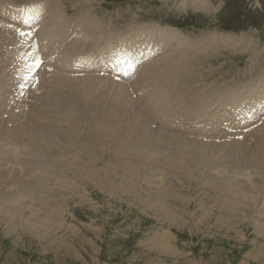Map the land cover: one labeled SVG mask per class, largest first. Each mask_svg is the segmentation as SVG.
I'll return each instance as SVG.
<instances>
[{"label":"rangeland","instance_id":"1","mask_svg":"<svg viewBox=\"0 0 264 264\" xmlns=\"http://www.w3.org/2000/svg\"><path fill=\"white\" fill-rule=\"evenodd\" d=\"M46 1L48 11H50L53 2L52 0ZM68 1H72L74 4L69 5ZM180 1L65 0L64 7H66L68 15L65 26L69 23L70 25L63 31L61 37H66L68 40L73 31H77L78 37L86 35L83 29L74 28V24L81 20L76 16H69V14L80 13L88 14V19L94 25L96 16H99L98 19L102 22L112 21V28H110L112 36L125 32L128 34L130 31L138 32L142 27L153 28L169 25L180 29L190 40L201 39L204 41L208 34L212 35L217 32V34H231L233 37L235 35L234 38H243L244 48L240 51L232 48H219L217 51L212 49V52L209 49L205 54V51L202 50L200 59L196 62L198 68L197 66L195 67L197 69L194 68L193 74L186 81H184V77H177L178 87L183 86L181 89L189 98V101L186 102L196 103L197 107L206 106L200 115L194 114V116L189 113L190 117L197 118V121L189 120V128L198 132L194 130L195 126L201 129L199 133L204 134L205 126L200 127V123L215 122L218 120L220 112L223 111L227 120V107H238L235 106V103L243 102L242 99L235 102L227 101L222 109H218L227 96L233 95L238 88L257 83L264 84V0H234L232 2L230 0H205L210 3L209 8H212L210 12L196 10L191 6L183 7ZM30 2L43 5L42 0L28 1V3ZM44 19L43 23H40L42 26L45 23ZM131 22L133 23L131 24ZM16 27L20 28L21 25L16 24ZM14 36H16L15 33ZM33 36L32 40L21 48L25 53L32 49L31 46L28 47L31 43H35L40 51H47L49 47L57 51L63 48V52L59 51L61 53L58 62H67L68 64L69 60L82 50L87 52L103 51V54L107 47L104 41H100L94 36H91L93 40L89 39L87 47L78 37L71 41L68 40L67 44L71 45L69 48L67 45L60 44V41L52 46H47V38L41 39L36 36V33ZM154 38L155 36L150 39ZM11 41L14 42L13 39ZM162 42L165 45L164 39ZM116 43L114 40L113 44ZM186 45L185 47L190 46ZM251 49H256L257 52ZM46 54L49 55V53ZM201 55L206 59L201 58ZM98 60L100 61L101 57ZM172 72L169 71L165 74L166 71H163L162 77L168 78ZM0 80L1 89V75ZM85 84L98 98H103L104 90L108 89L102 82L94 78H90ZM188 87H191V90H188ZM221 87L225 88L227 93L220 91ZM79 91H81V85L75 84V82L66 88V92L70 93ZM66 92L64 96L53 91L52 100L58 105L55 107V111L59 112V109L66 104V100L70 101L72 96ZM261 93L264 91L258 94ZM144 116L147 120L151 119L150 115ZM104 119L108 122V118ZM191 121L194 122L190 123ZM116 122L121 123V120H109V123ZM218 125H222V123L217 122L213 126ZM158 131L162 134H172L174 137L171 136L178 139L180 143L186 139L187 142H184L187 145L186 143H181L180 147L174 144L169 145L161 157V161H155L156 159L153 158L152 161L147 162L145 159L137 158L136 155L132 159L127 157L124 159L122 156H126L127 149L132 147L129 144L123 145V142H118L123 145L120 147L119 144H114L115 141L111 144L108 141L109 138L101 137L100 140L98 139L99 141L96 138L95 142L97 143L94 142L95 144L92 142L89 146L79 145L77 147L80 149L79 156H76L79 158L78 160L70 158L73 156L70 150L67 151L68 160L66 157L58 159L62 162L64 176L62 180H56L65 183L67 189L59 191L54 189L53 195L48 197L49 203L41 195L44 194L45 188L49 187L46 185H51L48 180L42 184L43 189L42 187L38 189L40 194L38 199L34 196H31L32 199L27 198L29 190L23 186V192L25 191L26 194L23 193L20 199L23 203H29L24 208L20 206V201L9 205V195L4 196V192H0V264H264V174L257 172L256 166L234 171L231 163V166H228V163L224 162V158L216 157V153H213L216 147L200 145L196 143V138L188 137L189 135L187 136V133L183 131L168 130L165 126L159 128ZM3 132L4 129L1 133L3 134ZM224 135L228 136L229 134L224 133ZM176 136L183 137V140ZM205 136L206 134H204V139ZM245 137H247L246 133ZM193 138L196 140L194 141ZM16 141L19 143L14 142L13 144L16 145H11V147L10 144L0 143V159L3 160L5 156V153L2 156V151L9 147L14 148L13 150L17 149L16 151L19 153L20 148L18 149V147L27 148L28 144L25 139ZM188 141H192V144ZM254 143L251 141L249 142L250 146H245L251 149L252 145L258 147L259 144L255 143V145ZM50 144L54 146L53 149L58 148L55 143ZM193 145L205 148L202 151L205 152L206 158L200 159L201 163L197 159L198 156L194 154L196 151L192 148ZM219 145H222L224 151H227V148H234L232 146L224 147L227 144H223V142H219ZM16 146L18 147L16 148ZM176 147L187 152H185L182 161L190 155L188 160L183 162L184 166L180 163V167L183 166L180 169L178 165L176 168L173 158H169L173 157ZM208 147L210 149H207ZM257 147L253 149H257ZM24 149L23 151L26 150ZM39 149L46 151L43 147H39ZM116 149H120V151L116 152ZM251 149L246 148L244 151ZM209 150L211 151L208 152ZM19 153H15L14 156ZM6 154L9 156L8 153ZM56 155L57 153L53 157ZM167 157L170 159L168 162L166 161ZM16 158L18 160V156ZM218 158L219 160H217ZM192 159L194 162H189ZM221 161L224 162V165ZM171 162L173 163L171 164ZM21 163L24 167L23 161ZM106 171L110 174L108 175ZM48 172L50 173L49 170ZM223 172L225 175L221 174L223 176L220 179L218 173ZM215 174L216 176H211ZM69 175L70 178L67 177ZM240 175L245 177L242 178ZM102 182L104 183L102 184ZM106 186V189H102ZM238 187L243 189L240 191ZM104 190H109V193ZM243 190L244 192H242ZM160 191L162 192L160 193ZM24 195H27L26 199ZM34 198L37 201H34ZM59 198H63L64 202L62 203Z\"/></svg>","mask_w":264,"mask_h":264},{"label":"bare ground","instance_id":"2","mask_svg":"<svg viewBox=\"0 0 264 264\" xmlns=\"http://www.w3.org/2000/svg\"><path fill=\"white\" fill-rule=\"evenodd\" d=\"M64 1L65 0H52L53 3L51 5L50 11H48V16L46 17L44 16L45 19L43 18L45 23L43 24V26L41 25L42 27L40 28V30L36 32L37 37H40L41 39L42 38L48 39L47 46L49 45L52 46L54 43H57L58 41H60L61 42L60 44L62 45H67L68 48L71 46L70 44H67L68 40L66 37H61L63 31L66 30L67 29L66 27L70 25L69 23L68 25L65 26V22L67 21L68 15H67L66 7H64V3H65ZM180 2H181L180 3L181 6L183 7L191 6L196 10L200 9V10L210 12V9H212V8H209L210 3L206 2L205 0H181ZM67 3L69 5L74 4L72 1H68ZM3 5H4L3 0H0V17L2 16V9L4 7ZM33 5H35L36 6L35 8L38 10H44L45 8L44 5H38V4H33ZM96 17H97L96 23L94 22L95 26L96 28H99V29L102 28V34L100 33L96 34L94 31V28L89 26L87 23L83 21L75 23L74 28L75 29L81 28L83 29L84 32H86V35H81L78 37V39L82 43H84L86 47L88 46L89 39L90 41L93 40L91 39V36H94L96 39L98 40L100 39V41H104L107 44L106 52L100 55L101 60H104L107 57V50L111 48L110 45L113 44L114 40L118 42V39L126 38L123 40L130 41V39H137V37H142L143 39H145L151 35V36H155L156 40L159 43L162 42L163 39L166 41L164 45V48L166 49L165 52L161 54L160 56L156 57L155 59H153L152 61L145 63L142 66V68L138 71L136 75V80L137 79L138 80L135 82H129V83L121 82L120 83V82L113 81L109 77L89 73L88 75L90 77L102 82L104 86L108 87L107 90H104L103 98L101 97L98 98V96L92 94V92L90 91V87L88 88L81 87V91L77 93L66 92V88L70 87L72 83L74 82L75 84H77L78 81L83 79L84 77H70L69 72H68L69 64L67 62H58L60 59L59 58L60 56L56 58L55 63H54L57 65L58 70H56L49 76L48 75L44 76L41 82L40 88L30 96L31 100L24 98L16 90V86L14 82V76L16 72L15 69L8 67L11 64L12 65L14 64L13 63L14 59L12 60V63H11L9 50L7 49L6 52L2 51V46L4 44V38L7 36L8 31L5 28L0 27V75L2 77V85L0 89V143L3 145L10 144V145L15 146L16 144L19 143V142L17 143L16 140L25 139L27 141L26 144H28L27 148H25L26 150L23 148L25 151H24L23 159L21 160L23 161V165L25 168H23L22 164L16 160L17 159L16 156L18 154L14 156L15 153H19L16 151L17 150L16 148L19 145L16 146L15 148L16 150H13L14 149L13 148L9 151L8 149L11 146L9 145L10 147L7 148V146L5 145V148L7 149H5V151H2L3 153L1 152L2 156L4 155V153H5V156L3 157L4 158L3 160L0 159V192H4V196L9 195V198H8V201H10L9 205H11L12 203H15L16 201H20V204H21L20 206L24 208V206L26 207L29 204L26 201H25L26 203H23L20 199L22 198V195L25 192V191L23 192V186L25 188L26 187L28 188L29 190L28 194L30 196V197L29 196L27 197L28 194L26 196L24 195L25 199L26 197L31 198V196H34L36 199H38L40 197L38 189H40V187H42V184L48 180V182H50L51 185L47 184L46 186H49V187H46L44 194H41L42 197L47 202H48V197H51L53 195L52 191L54 189H58V191L61 189H67V185L61 182L64 176V171L62 169V162H60L58 159L62 157H66L68 154L67 151L70 150L71 154L73 155L70 158L72 159L75 158L76 160H78L79 158H76V156H79L80 149H77V147L79 145L89 146V144H91L92 142L93 143L95 142L96 138L98 140L101 137H106V138H109L108 141H110V143L115 141L116 143L114 142L113 143L117 145L119 144L118 142H123V145L125 144L131 145L132 147L130 146L131 148L129 147L130 148L129 150L128 149L127 151L125 150L127 152L126 156H122L120 154L123 158L127 157L128 159H132L133 157L137 156V158L139 157V158L145 159V161L147 162L152 161L153 158L156 159L155 161H158V160L161 161V157L163 156V154H165V152L167 151L166 149H168L169 145L174 144L175 146L180 147L182 142L180 143L178 139H174L173 138L174 136L172 134L171 135L173 137L171 135H168L167 133H164V134L160 133L158 129L164 126V122L166 121H169L168 122L169 125H167L168 126L167 129L170 128L173 124L179 122L181 118H182V121H184L186 115L187 114L188 116L190 115L189 113H192L193 115L194 114L200 115L202 111L204 110V108L206 107V106L197 107L196 103L191 104V101L186 102L189 98L186 97L184 93L185 91L182 90L183 86L181 87L182 89L178 87L179 84L177 82L178 81L177 77H182V78L184 77L185 78L184 81H186L193 74V70L198 68L197 66L198 63L196 62L199 61L200 52L202 50L205 51L204 52L205 54H206V51L208 52L209 49H211V52H212V49L214 51H217L219 48H224V49L232 48L233 50L240 51L244 48V43H245L243 38H234L235 35L233 37L231 36V34H225V35L217 34L218 32L213 34L212 36H207L206 40L204 41H202L201 39L190 40L186 34L181 32L180 29L169 26V25L156 26L153 28L143 27L141 31H138V32L130 31V33L128 34H126L125 32L124 36L115 37V34L114 36L111 35L110 27H108L112 25V21H110L109 23L102 22L98 19L99 16H96ZM132 23L133 22H131V24ZM12 39L14 42L11 41V44L14 45V51H18L17 44H16L18 43V41L16 40V36H14V32H11V40ZM38 39H36V41ZM31 40L32 38L29 39V41ZM27 42H26V45H27ZM186 44L187 45L189 44L190 46L185 47ZM208 45H211L216 48H212ZM24 47H25V44H24ZM152 48H156V46L152 44ZM61 50L63 52V48ZM252 51L257 52L256 49H253ZM214 53H217V52H214ZM253 54H256V53H253ZM202 55H201V58L203 57ZM44 58L48 59L49 55L45 53ZM203 58L206 59V57H203ZM93 61H94V65L98 64L96 63L95 59H93ZM202 63H205V62H202ZM199 65L201 66V64ZM196 66L197 68H195ZM163 71H166L165 74L169 73V71H173V72L168 75L169 76L168 78L166 77L163 78L162 77V75L164 74V73L162 74ZM196 71L199 72L198 70ZM189 83L191 82L189 81ZM91 88H95V87H91ZM195 88L198 89V87H195ZM187 89L191 90V87H188ZM205 89H202V90H205ZM9 90H10V94L7 95ZM53 91L59 92L61 95H64L66 92L72 96L70 101L66 100V104L61 109H59V112L55 111V107L58 105L56 104V102L54 103L52 100ZM261 91H264V84H259V83L248 85L244 88H238L234 92L233 95L227 96L224 100L223 98H221L223 102L219 105L218 109H222L226 105L227 101L235 102L238 99H240V101L242 99V101L244 102L245 100H250L254 98V96H256ZM204 92L206 93L207 90ZM237 103H235V106L242 105L241 102L239 104ZM23 111H26V118L22 119L21 121H18L20 119L19 113ZM223 112H220V116L218 120H216L213 123H207V122L200 123V124H205L204 134H206V136H205V139L199 138L196 140L193 138L194 141L196 140V143L200 145L211 146V148L216 147V150L212 152L214 154L216 153L217 155L216 157H219L221 159L224 158V162H227L228 166L229 165L231 166L232 164V168L234 169V171L235 170L240 171L243 168L256 166L255 168L256 171L260 172V174L261 173L264 174V122L263 124L259 126L257 125L255 129H252L251 131L246 133L247 137H244V140L242 142L237 141L236 139H233L232 141H225L223 144H227V145H225L224 147L232 146L234 148H230V149L227 148L228 150L224 151V148L222 147V145H219V143H217V141L214 140V139L227 138L228 136L224 135V133L229 134L228 130L230 129V127H222L223 125L222 122L226 120L225 116L223 115ZM144 115L151 116V119H148L150 120L149 122ZM179 116L181 118H179ZM104 118H108V122L105 121ZM111 119H115V121L121 120V123H117V122H116L117 124L109 123V120ZM189 120L190 118L188 119V124H189ZM193 122L191 121L190 123H193ZM217 122H221L222 125L213 126ZM12 124L13 126L10 129ZM200 127L202 126L200 125ZM3 129H4V132L2 134L1 132ZM194 130L201 132V129L196 128L195 126H194ZM191 131L193 132L192 129ZM100 132H102V134H99ZM184 135L186 134L184 133ZM179 137L176 136V138H179ZM181 139L183 140V137ZM211 139L212 141H215V142H209L211 141ZM184 141H186V139ZM184 141L182 144L187 142V141L186 142ZM192 141L190 142L188 141V142L191 143ZM251 141L252 143L254 141L255 143L259 144V145L257 144L258 147L256 146L257 149H253V148H256L254 145H252L253 146L252 149L249 148L248 146H245V145H249V142ZM14 142L16 144H13ZM40 143H41V146H40ZM50 143H55L58 148L53 149L54 146ZM119 145L120 147L123 146L122 144H119ZM194 146L196 145H193L192 148H194L196 151L194 152V154L198 156L197 157L198 161L200 159L201 160L205 159L206 158L204 154L205 152L203 153L202 151L205 148L203 147L204 149H202V147L199 148V147H194ZM39 147H43L44 149H46V151L45 152L42 151L41 149H39ZM177 147L174 150L175 152L172 155L173 157H169V158L170 159L173 158V161L176 163V168L178 165L180 169V168H183L184 166L183 162H186V160H188L190 155L186 160L182 161V158L184 157L186 151L184 152L183 149H177ZM246 148L251 149V150L244 151L246 150ZM207 149H210V148L208 147ZM119 151L120 149H116V152H119ZM210 151L211 150H209L208 152ZM189 152L191 154V151ZM6 153H8L9 156ZM55 153H57V155L56 157H53ZM213 156L215 157V155ZM169 158L166 160L167 162L170 160ZM219 158L217 160H219ZM66 159L68 160L67 157ZM212 159L215 160L213 157ZM212 159L211 160L209 159V160L212 161ZM192 160L189 162H194V160L193 161ZM241 160H243V162H241ZM224 162H222L223 165H224ZM172 163L173 162H171V164ZM180 163H182L181 164L183 165L182 167H180ZM242 163H245V165H242ZM169 166H172V165H169ZM48 170L50 171V173L48 172ZM210 170L212 171V169ZM214 170H215V167H214ZM22 172H23L24 179L21 176ZM215 172L217 173V171ZM200 173H202V171H200ZM107 174L109 175L110 173H107ZM221 174H224V172L220 174L218 173V175H220L219 178L223 176ZM73 175L75 174L73 173ZM206 175L208 176V174ZM211 176L214 177L216 176V174L211 175ZM67 177L70 178L71 176L69 175ZM56 179H61V180L58 181ZM104 182H102V184ZM68 185H71V184H68ZM106 188L107 186L102 189H106ZM68 189L70 188L68 187ZM242 189H240V191ZM244 190L242 192H244ZM108 191L109 190H107L106 192ZM161 192L162 191H160V193ZM163 193H166V192H163ZM35 198H34V201H37ZM59 199L62 203L64 202L63 198H59ZM143 199L142 201H144ZM148 201L150 202L149 199ZM2 205L5 206V204H2ZM158 253H159V250H158Z\"/></svg>","mask_w":264,"mask_h":264},{"label":"snow or ice","instance_id":"3","mask_svg":"<svg viewBox=\"0 0 264 264\" xmlns=\"http://www.w3.org/2000/svg\"><path fill=\"white\" fill-rule=\"evenodd\" d=\"M20 35H21V36H24V35H26V33H24V32H20Z\"/></svg>","mask_w":264,"mask_h":264}]
</instances>
